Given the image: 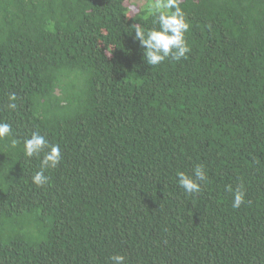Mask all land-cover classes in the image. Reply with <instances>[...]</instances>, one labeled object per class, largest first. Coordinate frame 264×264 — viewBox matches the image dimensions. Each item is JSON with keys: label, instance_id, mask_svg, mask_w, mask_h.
I'll return each mask as SVG.
<instances>
[{"label": "trees", "instance_id": "1", "mask_svg": "<svg viewBox=\"0 0 264 264\" xmlns=\"http://www.w3.org/2000/svg\"><path fill=\"white\" fill-rule=\"evenodd\" d=\"M148 2L0 0V264H264V0H181L190 52L156 66Z\"/></svg>", "mask_w": 264, "mask_h": 264}, {"label": "clouds", "instance_id": "2", "mask_svg": "<svg viewBox=\"0 0 264 264\" xmlns=\"http://www.w3.org/2000/svg\"><path fill=\"white\" fill-rule=\"evenodd\" d=\"M148 15L152 19L154 27L145 28L135 23L132 25L135 38L144 49V59L150 66H156L171 58L179 61L186 58L190 52V46L186 39V33L190 29L181 0H149L146 5ZM15 93L9 94L7 107L11 110L17 108ZM13 135L12 126L7 122H0V139ZM17 141L12 139L11 145L15 147ZM24 154L26 157H37L41 159L39 171L34 172L32 181L37 187L49 183L50 177L45 172L50 168H56L61 160L62 154L59 145L51 144L50 141L39 131H33L31 136L24 140ZM177 182L186 193L193 194L201 191V183H207V173L203 165H198L192 174L183 171L177 172ZM244 186L241 184L234 191L233 208H239L245 202ZM229 191H232L229 185ZM112 264H125L124 254H115L111 257Z\"/></svg>", "mask_w": 264, "mask_h": 264}, {"label": "rangeland", "instance_id": "3", "mask_svg": "<svg viewBox=\"0 0 264 264\" xmlns=\"http://www.w3.org/2000/svg\"><path fill=\"white\" fill-rule=\"evenodd\" d=\"M133 4H136L138 6H142L143 4L146 3V0H131Z\"/></svg>", "mask_w": 264, "mask_h": 264}]
</instances>
